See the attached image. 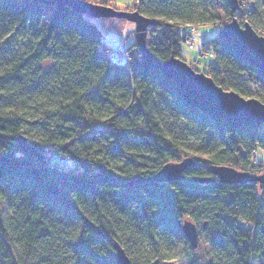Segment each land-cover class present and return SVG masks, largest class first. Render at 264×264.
Listing matches in <instances>:
<instances>
[{
  "label": "trees",
  "instance_id": "trees-1",
  "mask_svg": "<svg viewBox=\"0 0 264 264\" xmlns=\"http://www.w3.org/2000/svg\"><path fill=\"white\" fill-rule=\"evenodd\" d=\"M134 8L157 20L148 47L161 61L184 59L190 25L237 15L264 31V0H237L235 11L230 0ZM93 18L50 0H0V264H118L116 240L133 264H264V183L195 179L212 175L210 164L263 174L264 123L232 126L188 105L135 37L112 55ZM201 50L219 85L264 101V74L226 38L217 32ZM20 134L41 159L19 148ZM194 153L184 179L133 182Z\"/></svg>",
  "mask_w": 264,
  "mask_h": 264
},
{
  "label": "water",
  "instance_id": "water-1",
  "mask_svg": "<svg viewBox=\"0 0 264 264\" xmlns=\"http://www.w3.org/2000/svg\"><path fill=\"white\" fill-rule=\"evenodd\" d=\"M59 5H66L73 10L94 18L116 16L127 18L136 24V40L142 57L150 65L159 68L164 74L173 79L180 87L184 100L188 105L197 107L206 113L220 118L232 126L247 124L258 127L264 123V101L257 97H245L235 90H226L211 76L196 70L186 60L172 55L168 60H159L150 50L146 40V30L155 25L157 20L143 15L138 10H122L110 5L94 3L90 0H50ZM232 10L237 8V0H230ZM218 35L226 38L239 53L251 64L258 67L264 74V35L259 34L250 23L241 24L236 18L226 22L218 30ZM21 150L37 158L42 153L28 142L25 135L15 137ZM194 157L187 156L180 161H169L152 176L139 177L133 182L159 181L170 182L184 179L186 171L198 164ZM212 175L196 176L198 182H210L217 176L224 183H245L259 181L264 183L263 174H253L246 170L237 169L226 164H210ZM214 175V176H213ZM186 238L193 247H197L199 228L195 222L185 219L182 226ZM114 257L118 264H133L130 256L119 241L113 243Z\"/></svg>",
  "mask_w": 264,
  "mask_h": 264
},
{
  "label": "rangeland",
  "instance_id": "rangeland-1",
  "mask_svg": "<svg viewBox=\"0 0 264 264\" xmlns=\"http://www.w3.org/2000/svg\"><path fill=\"white\" fill-rule=\"evenodd\" d=\"M90 1L94 3L110 5L116 9H122V10H128V11H132L135 9L134 7H135V2H136V0H90ZM233 18H236L241 24H244L245 22H247L245 20L246 16L239 17L237 15H233V17H230L227 22L231 21ZM225 19L226 17L223 16L222 19L219 20L218 23L215 25L214 24H201L198 27H195L194 29H190L188 31L189 34L187 35V37L189 38V41L186 40L187 39L186 37L184 43H182L181 54L183 58L191 66L195 67L199 71L208 70L210 61L216 62L213 56H211L210 54H206L204 52L202 53V50L199 53V50L201 48L202 43L206 39L217 34L219 28L222 27V25L226 21ZM93 21L97 25L102 38L111 45L112 48L110 47L108 48L112 55L117 53L119 49L123 50L124 41L126 42V45H130L131 42L133 41V38L134 37L136 38V31H135L136 24L135 22L127 18L110 16V17L93 18ZM158 30H161V28L155 29L151 26L147 28L146 30L147 44H149L150 40L152 39L151 35L152 34L155 35ZM261 35H264V31H262ZM187 156H191L197 159L195 157V153L191 155H187ZM208 249H209V246L205 239V236L204 234H201L199 230L198 248L196 251V255L200 259L209 260L210 257L207 254ZM188 263H189V259L185 257L175 258V259H171L165 262V264H188Z\"/></svg>",
  "mask_w": 264,
  "mask_h": 264
},
{
  "label": "built area",
  "instance_id": "built-area-1",
  "mask_svg": "<svg viewBox=\"0 0 264 264\" xmlns=\"http://www.w3.org/2000/svg\"><path fill=\"white\" fill-rule=\"evenodd\" d=\"M193 27V28H192ZM195 27H197L196 25H190V26H187V29L190 30V29H194ZM187 41H189V38L187 37L186 39ZM116 56H121L123 53L121 50H118L117 53H115ZM125 57L127 58V55L126 53H124ZM66 158H61V161H65Z\"/></svg>",
  "mask_w": 264,
  "mask_h": 264
}]
</instances>
